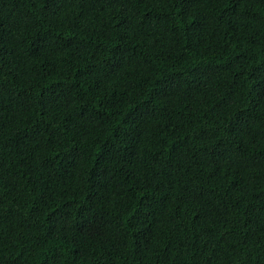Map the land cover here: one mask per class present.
<instances>
[{
  "label": "trees",
  "instance_id": "16d2710c",
  "mask_svg": "<svg viewBox=\"0 0 264 264\" xmlns=\"http://www.w3.org/2000/svg\"><path fill=\"white\" fill-rule=\"evenodd\" d=\"M0 264H264V0H0Z\"/></svg>",
  "mask_w": 264,
  "mask_h": 264
}]
</instances>
